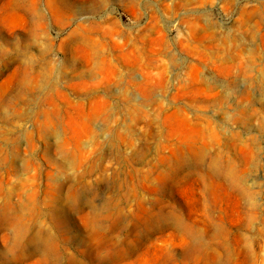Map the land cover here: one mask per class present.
Segmentation results:
<instances>
[{
  "label": "rangeland",
  "instance_id": "rangeland-1",
  "mask_svg": "<svg viewBox=\"0 0 264 264\" xmlns=\"http://www.w3.org/2000/svg\"><path fill=\"white\" fill-rule=\"evenodd\" d=\"M0 264H264V0H0Z\"/></svg>",
  "mask_w": 264,
  "mask_h": 264
}]
</instances>
